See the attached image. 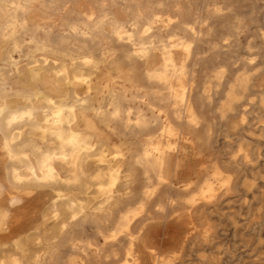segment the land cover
Listing matches in <instances>:
<instances>
[{"label": "clouds", "instance_id": "1", "mask_svg": "<svg viewBox=\"0 0 264 264\" xmlns=\"http://www.w3.org/2000/svg\"><path fill=\"white\" fill-rule=\"evenodd\" d=\"M151 23L148 22L149 30ZM205 26L207 21L200 25ZM187 27L199 35L195 26ZM146 35L147 31L141 32V36ZM233 40V36H228L222 43L227 49ZM174 43L187 45L191 53L193 42L175 35L168 38L167 46L161 41V47L168 51ZM145 46L152 47L151 43ZM243 47L245 55L232 65L237 71L227 85L225 105L229 106L222 105L216 112L220 120L226 121L230 115H235L239 106L242 114L238 122L245 126L249 123V116H256L255 128L237 140L229 139L230 147L222 158L212 155L206 147L211 144V133L207 134V139L201 135L205 121L194 106L192 78L195 73L190 78L185 60L176 65L174 72H169L171 79L182 82L177 87L185 98L181 102L171 94V106L167 112L163 111V120L161 111L155 110L154 115H147L131 108L123 113L119 108L111 112L88 109L91 119H98L109 131L115 132L110 127L111 122L122 120L126 131L142 137L137 150L123 151L121 160H113L108 153L94 157L96 144L93 137L78 132L81 138L79 151L85 157L83 163L95 159L108 171L88 173L78 169L67 178L56 172L51 179H43L46 171L42 162L49 154L36 148L37 166H30L31 173L21 169L28 177L27 182L17 183L11 173L7 186L0 184V199L7 198L0 205V264H48L50 245L55 244L71 225L90 219L103 225L96 229V236L102 238V242L97 239L72 240L70 247L87 255V249L96 245L93 256L107 251L105 260L108 264H223V245L219 243L221 221L227 218L231 222L235 230L233 240L236 247H240L243 242L236 233L243 227L241 222L246 220L245 209L264 208V168L258 167L264 161V155H254L248 139L264 141V116L250 111L257 102V97L250 95L255 78L264 73V64H258L264 54V28L256 36L249 37ZM229 71L227 66H218L210 83L219 88ZM200 95L208 104L212 103L209 85L204 86ZM77 99L81 106L89 104L87 99ZM259 100L260 108L264 110V95ZM157 125L158 130L153 133L151 130ZM168 127L176 132L173 140L161 136V130ZM149 142H160L159 150L152 151ZM56 162L72 167L70 155L56 157ZM114 168L117 171L109 177V170ZM101 180L105 185L111 182L110 193L98 190ZM25 184L29 185L27 189L23 187ZM73 190L75 195H62ZM42 192H50L51 198L41 220L47 216L48 224L57 228L58 235L48 239L42 226L11 237L17 211L24 209L29 199ZM230 197L232 199H227ZM225 206L226 210L218 214V210ZM177 233L181 237L179 241ZM258 246L264 248V237L260 238ZM252 259L254 264H264V251L253 255Z\"/></svg>", "mask_w": 264, "mask_h": 264}, {"label": "bare ground", "instance_id": "2", "mask_svg": "<svg viewBox=\"0 0 264 264\" xmlns=\"http://www.w3.org/2000/svg\"><path fill=\"white\" fill-rule=\"evenodd\" d=\"M78 1L79 0H0V8L3 7L8 13V21L0 25V33L5 41H9L10 39L14 38L17 35V33L21 31H24V32L29 31L31 32V35L34 36V34H37L38 32H52L57 29H62L63 32H65L64 33L65 35L67 36L69 34L74 35L76 38L71 41V46L75 47V49L79 52V55H76L75 57L74 56L70 57V60L72 62V65L77 64V66H80L81 69L88 70L87 74H85L83 70H81L78 74H75L74 79L76 80V82H82L85 84L89 83L90 79L93 78L95 74L100 71L101 68H106L107 70L113 73L114 79L128 80V84L131 85L128 88L123 87V90H124L123 94L116 93L115 91L112 92L110 96V101H109V106L111 105L112 107L111 111L115 110L116 108H119L121 112L123 113V112H126L129 108H131L134 111L142 110L147 115H154L155 113L153 110H155V112L161 111V115H162L161 120H163V114H164L163 111L167 112L170 109L171 94L175 96L177 99L181 100V102H183L185 98V94L177 87V85L182 82L174 81L173 79H171L169 76V72L170 71L174 72L176 65H179L180 63L187 60L186 67L189 69L190 78H191V74L194 73V70L190 71V66H189V61H190V57H191L193 50H191V53H190L187 48V45H180V44L174 43L168 51H164V48L161 47V41H164L165 46H167L168 38L170 36L175 35V36H179L181 39H185L187 41L193 42V47H194L196 40L187 39L186 35H189L194 38L195 36L197 37L201 35H196L193 32L189 31L187 26H195L196 32L199 34H203V33L209 34L214 29L210 21H213L216 18L215 20H219V22H221L222 27L228 31V34L222 39V42L226 37L233 36L234 37L233 43L231 47H229L230 49L229 48L224 49L225 46L223 45V43H221L223 50L219 51L216 48H213L212 50H207L206 54L208 53L210 54V56H202L201 54L205 53L204 51H199L198 53H195L197 55H195L196 63H194V66L196 67L198 63L204 61L205 59L209 60V62H213L219 58V55L222 52L225 55L229 54L230 57H228L227 60L231 62V64H234L232 61L239 60V58H237V56L236 57L233 56L234 51H232L231 48L239 44V40H238L239 38L238 36H240L239 34L248 32L250 30V26L244 22V18H242L244 16L241 13H239V15L241 14L242 17L238 16V13H235V11H233L231 6L229 5L225 7V9L227 8L228 10V12L226 13L225 12L226 10H224L222 6H220L217 2H215V0H210V2H208L207 0L204 5H201L202 3L200 5H197L196 9L195 10L193 9L194 12L191 9H188V7L186 8L181 0H83L84 2H86L85 3L86 5L83 6L80 11H78V9L73 8V5L77 3ZM36 4H39L40 7L44 9L45 11L43 15L44 18L41 20V22L34 24L32 27H29L26 21V15L35 9ZM201 10L205 11L204 16L199 15V12ZM59 11H64L66 15H69V16L75 15V18L67 17L64 20H62L60 23L55 22V18H56L55 14H57ZM228 14L234 15L236 19V20L234 19L235 22L228 19ZM233 15H231V18L233 17ZM188 18H190L191 21H189ZM101 20H103V23L100 22ZM149 21H152L150 30H149V24H148ZM205 21H207V26H205L203 29L202 27H200V25H203ZM133 25H135V27H133ZM142 31H147V35L141 36ZM33 41L36 47H39L42 49V51L47 52V48L45 44L39 43V41L36 39ZM61 42L63 46H67L70 40L62 39ZM197 42L200 43L201 42L200 39H197ZM149 43H151L152 45L151 49L145 46V45H148ZM219 44L220 43L213 41V40L210 43L212 47H218ZM14 47L18 48L17 45H15ZM49 49L50 48H48V50ZM6 52L7 51H5V53ZM69 52L72 53L71 51ZM55 53H58V52H55ZM157 54H159V57H160V64L153 66L152 63L154 62ZM12 63H15V62H12ZM35 63H38V62L35 61ZM125 63L127 64L126 67H125ZM258 64H264V54H262V59L258 61ZM213 68L214 67H212V69ZM216 68H214L211 71V74L205 75L206 80H204L205 82L200 85L199 89L196 88L197 86L195 87L196 90H194L195 93L193 94L194 101H195L194 106L198 109L199 114L205 113L204 105L213 106L216 100H218L217 101L218 103L217 105H215V109L220 108L222 105H225L227 85L229 82L232 81L235 75H233L231 78H226L224 84L221 85L219 88H217L215 86V83H210V77ZM61 74H64L65 77H68L66 67L62 69ZM263 75L264 73H261V75L255 78L253 90L250 92L251 96L257 97V102L256 104L252 106L250 111L253 113H259L261 116H264V110L260 108V100H259V97L261 95H264ZM139 79H144L149 84H151V87L142 88L140 87V85L138 86ZM193 83H194V79H193ZM195 84H198V83L196 82ZM158 85H160V87ZM205 85H209V93L212 97L211 104H208L206 100L200 95ZM87 89L90 90L91 88L88 87ZM142 90L144 91L143 93H142ZM20 93H24V92H20ZM126 94H128L129 96H126ZM75 98L77 99V97ZM141 100H145V102L141 103ZM47 101L49 102V104L53 105L56 102V99H55V102H53L52 100H47ZM246 102L247 101H245V103ZM122 103L128 104V108L125 109L124 111H122V105H123ZM228 106L229 105H225V108H227ZM82 107L89 108L88 105H84ZM3 109L4 108H0V111H2ZM34 109L35 108H33V110ZM10 110L8 111V113H10ZM28 110L31 111L30 108ZM44 110H46L44 111V113L46 112L47 114L48 113L47 109H44ZM11 111H14V110H11ZM25 111L27 112V110ZM63 111H65V109H63ZM63 111L61 108L58 109L57 113L54 110V113H56L54 117H52L54 119L52 120V122H50L49 120H46L43 131L42 130L41 131L45 132L47 129L49 130L51 129V133H53L52 132L53 130H58L59 135L58 134L57 135H58V140L61 145H67V146L74 147V144H76L79 147L81 143V138L78 134H75L72 129H67V132L63 135V131H62V124L64 120ZM74 111L75 110L73 108L70 109L71 115L69 116H71V120H69L70 119L69 116H68L69 118L66 116L68 119V121L66 122L67 125L73 122L74 116L76 115ZM66 113H69V112H66ZM13 114H15V111L13 112ZM31 114L32 113L30 114L28 113L29 117L31 116ZM241 114L242 113H241L240 107L237 106V111L235 115H230L228 120L239 117ZM208 117L209 115H207V118ZM249 117L252 122L253 128H255V125L253 122L256 120V116H249ZM9 118H12V117L9 116ZM0 119L2 121V118ZM15 119L16 118H12V121ZM210 120H212V118ZM204 121H205V137L207 138L208 133H211V137H212L213 130L211 129V124L209 121L205 119ZM113 122L114 123L118 122L121 125L118 127V129H123L124 131H126L122 120L113 121ZM43 124L44 122L41 124L42 127H43ZM249 126L250 125H246L245 127H243V131H245L246 133L248 131H251L250 130L251 127ZM158 127L159 126L157 125V127L154 129L158 130ZM2 128H3V125H2ZM113 128L115 129V131L118 130L117 127H113ZM154 129L151 130L153 133H154ZM256 130H257L256 133L258 134L259 129L257 128ZM130 135L136 136L132 133H130ZM161 136L166 137L168 140H173L176 137V132L174 128L168 127L166 129L161 130ZM54 138H55V135H54ZM232 138H233L232 136H229L226 133H224V141L226 143H228L229 139L232 140ZM218 139H219V135H218ZM258 141L264 142L261 140H258ZM99 145L100 144H98V146ZM148 146L152 151H158L160 148V142H157L155 144L149 142ZM38 148H41V147H38ZM67 148L69 150L71 149L70 147H67ZM135 150L136 149H133V150L131 149L130 151H135ZM260 150L261 149H259V147H256L252 150V152L254 155H264V153L261 152L262 150L261 151ZM60 151L61 150L59 149L58 152ZM103 153H108L110 156H112L113 160H121L123 158V151L120 146H115L113 152L111 153L104 150V148L103 149L98 148L97 156H100ZM81 154L82 153H79L78 150L74 151L73 149L71 150L70 153L61 155V156L70 155L72 157V167H70V175L73 172L77 171L78 169L85 170L82 167L79 168L78 166H74L77 163V160ZM50 155L44 160L43 165H42L43 169L46 171V175L42 177L43 179H51L54 176V174L57 172L56 168L53 166V163H54V160H56V157L58 154L51 155V156ZM81 157H82V163H83V160L85 157L83 154ZM31 165H28V167ZM259 166L264 168V161H261L258 167ZM28 167H27V170H28ZM98 170L108 171L107 168H104V169L98 168ZM114 171H117V169L114 168V169L109 170V177H111L112 172ZM21 181L23 180L21 179ZM59 187L64 188L63 185H60ZM99 189H103L104 192L110 193L112 191L111 182L105 185L103 184V181L101 180L100 183L98 184V190ZM65 191H68V189H65ZM62 195L69 196V197L71 196L69 195V192H63ZM245 212H246V220L241 222L243 224V227L239 229V231L245 232V233H242V235L249 236L250 233L254 231H264V221L257 222L255 220V217H253V207L246 208ZM229 214L231 215V213ZM236 219L239 220V217H237ZM227 221H228L227 218H224L221 221V227L223 226V223L225 222L227 223ZM48 222H49L48 217L44 216V223H48ZM228 225H230L232 230L235 231L230 221H228ZM98 227H103V225L93 222L91 219L87 222H77L71 225L69 230L63 236H60L59 240L55 244L50 245L48 249V252H49L48 264H65V259L67 258L68 255L69 257H68L67 264H108V262L105 260L107 251H105L104 253H96V255L93 256V253L95 252V249H96V245H93L90 249H87L88 254L85 255L84 251L78 250L76 248L72 249L69 244V242L72 240L97 239L98 242H102V238H99L98 236H96V229ZM44 231L47 233V238L50 240L54 239L58 235L57 228L54 227L53 225L47 229H44ZM223 232L224 230L221 228V235ZM221 235L219 237V243L223 245V248H222V252L224 253L223 264H241L239 263V261L241 258H243V256L252 258L253 255H259L262 251H264V248H261L258 246V242L254 244H248L247 242H243L240 247H235V248L225 247V245L222 244ZM180 238H181L180 234L177 233V241H179ZM110 247L111 246H109V248ZM128 255L131 256L132 253L129 252Z\"/></svg>", "mask_w": 264, "mask_h": 264}, {"label": "crops", "instance_id": "3", "mask_svg": "<svg viewBox=\"0 0 264 264\" xmlns=\"http://www.w3.org/2000/svg\"><path fill=\"white\" fill-rule=\"evenodd\" d=\"M85 3L86 2H84L83 0H79L77 3L73 5V8L78 9V11H80L82 7L86 5ZM44 12H45L44 9H42L39 4H36L35 9L26 15V21H27L28 26L32 27L34 24L41 22V20L44 18L43 17ZM55 17H56L55 22L60 23L62 20H64L67 17L75 18V15L69 16V15H66L64 11H59L57 14H55ZM7 21H8V13L3 7H1L0 8V25L4 24ZM64 33L65 32H63L62 29H57L52 32H38L37 34H34V36H32L31 32L29 31H25V32L21 31V32H18L17 35L14 38L10 39L9 41H5L0 33V61H1L0 62V73H1L0 74V108H4L2 110L3 112L0 111V118H2V121L0 119V184L7 186V183L11 177V173H13L17 183L19 184L26 183L27 182L26 180L28 179V177L27 175L22 174L21 169H23L24 172L31 173V170H30L31 167L37 166L36 162H37L38 156L35 153V149L38 147H41V149L45 153L49 152V155L58 154L57 157L63 154L70 153L71 150L73 149L74 151L76 150L79 151L80 146L78 147L76 144H74V147L67 146V145H61L58 140V135H59L58 130H53L52 132L54 134L51 133V129L50 130L47 129L45 132H42L46 120H49L50 122H52V120L54 119L52 117H54V115L57 113L59 108H61L62 111L63 109H65V111H63L64 120L62 124L63 135L67 132V129H72L73 132L78 135L79 133L90 134L93 137L94 143L96 144L95 153L92 154L94 157H96L98 154V148L100 149L104 148V150L111 153L113 152L115 146H120L122 151H130L131 149L137 150L141 145L142 137L138 138L137 136H131L130 132L124 131L123 129H118V127L121 126L118 122L110 123V127L112 128L117 127L118 129L117 131L112 132V131H109L108 127H105V125L102 124L98 119L97 120L91 119V114L88 111V109L97 107L98 109L101 108L102 110L111 111L112 107H109V101H110V96L112 92L115 91L116 93L123 94L124 93L123 87L128 88L131 85L128 84V80L114 79L113 73L107 70L106 68H101L100 71L96 73L93 78L90 79L89 83L85 84L82 82H76V80L74 79L75 74H78L81 70H83L81 69L80 66H77V64L72 65V62L70 60V57L72 56L75 57L76 55H79V52L75 49V47L71 46V41L74 40L76 37L72 34H69L67 36ZM35 39L38 40L39 43H43L46 45L47 52L42 51V49L39 47H36L33 41ZM62 39L70 40L67 46L62 45V42H61ZM15 45H17L18 48H15L14 47ZM48 48L50 49L48 50ZM52 50L53 51L56 50L55 52H58V53H55ZM5 51L7 52L5 53ZM69 51H71L73 55ZM35 61H37L38 63H35ZM12 62H15V63H12ZM158 64H160L159 54L156 55V58L154 62L152 63V65L156 66ZM126 66L127 64L125 63V67ZM64 67H66L67 69L68 77H65L64 74H61V71ZM83 72L87 74L88 70L84 69ZM32 74H34L35 76ZM139 85L142 88L151 87V84H149L144 79L138 80V86ZM158 86L160 87V85ZM88 87H90L91 89L88 90L87 89ZM20 92H24V93H20ZM86 92L88 93L87 96H85ZM143 92L144 91L142 90V93ZM74 96L77 98L79 97L80 99H87L89 101V104H88L89 108H85V107L83 108L79 104L78 99H76ZM126 96H129V95L126 94ZM55 99H56V102H55ZM47 100H52L53 102H55L54 103L55 105L49 104ZM17 107L19 110L17 109ZM32 107L35 108L34 109L35 111L33 110ZM29 108L31 111L28 110ZM71 108L75 110L74 113L76 115L74 114L75 116H74L73 122L67 125L66 124V122L68 121L67 117L71 115V112H70ZM127 108H128V104L122 105V111H124ZM8 109L14 110L15 114H13L14 111L10 110V113H11L10 115V113H8L9 111ZM38 109L40 110L43 109V110L40 111ZM44 109H47V112H48L47 114L46 112L44 113V111H46ZM25 110H27V112ZM54 110L56 113H54ZM66 112H69V113H66ZM204 112L206 113L205 110ZM28 113L29 114L32 113L30 117ZM205 113L200 114V115H202L201 117L207 121H209V119L211 118L220 119L218 113H217L218 115H215V116L210 115L208 117L209 119L207 118V116H205ZM9 116L12 118H16V119L12 121V118H9ZM69 117H70L69 120H71V116ZM239 117H236L234 119H229L226 122L221 120L223 134L226 133L227 135L232 136L233 140H237L246 135V132L243 131V127H245L246 125L243 126L242 124L238 122ZM42 121L44 122L43 127L41 125L43 123ZM209 122L211 124V129L213 130L214 128V126H212L213 122L211 121ZM2 125H3V128H2ZM248 125H250L249 127H251L250 130L252 131L254 128L252 126L251 120H249ZM84 126L88 129H86ZM238 127L240 128L238 129V131H236L235 129ZM155 131L156 129H154V132ZM255 131L257 130L255 129ZM54 135H55V138H54ZM201 135L205 136V127L202 130ZM248 139L251 143L254 138L252 139L251 137H248ZM185 142H187V140H185ZM98 144L100 145L98 146ZM66 146L70 148L72 147V148L69 150ZM189 146L191 147V145ZM254 148H256V146L252 145L251 150H253ZM59 149L61 150L60 152H58ZM79 153L81 152L79 151ZM81 156L82 154L79 156L77 163L74 166H78L79 168L82 167L88 173H94L98 170V168L104 169V167L100 166L95 159H93L92 162L88 164L82 163ZM25 157H27L28 160H25ZM43 162H42V165H43ZM28 165H31V167L30 166L28 167ZM26 166L28 167V170ZM53 166L56 168L57 172L60 173L62 178L70 176V167H67L64 164L58 163L56 162V160H54ZM21 179L23 181H21ZM23 187L27 189L29 185L25 184ZM75 194L76 193L73 190V195ZM69 195H70V192H69ZM45 198L47 202L42 207L35 206V203L38 200H41V199L43 200ZM50 198H51L50 192H42V193H38L35 197H32L31 199H29L24 209L17 211L14 222H13L14 223L13 230L10 236L14 237L18 234L29 232L31 231L33 227L43 226L44 229H47L50 226H52L51 224H48L49 222L44 223V216L41 220L42 213L46 205L48 204V201ZM6 199H7L6 197L4 199H1L0 205H3ZM219 211H223V210H218V212Z\"/></svg>", "mask_w": 264, "mask_h": 264}, {"label": "rangeland", "instance_id": "4", "mask_svg": "<svg viewBox=\"0 0 264 264\" xmlns=\"http://www.w3.org/2000/svg\"><path fill=\"white\" fill-rule=\"evenodd\" d=\"M181 1L186 8L188 7V9H191L194 12L197 5H200L201 3H202L201 5H204L207 0H202V1L201 0H188V1L187 0H181ZM208 2H210V0H208ZM215 2H217L220 6H222L224 8V10H226L225 11L226 13L228 12V10H227V8L225 9V7H227L228 5L231 6L233 11H235V13H238V16H241V17H242V15L244 16V17H242V18H244V22L250 26V30L248 32H244L243 35L239 34L240 35V36H238L239 37L238 38L239 44H237L231 48V50L234 51L233 56H235V57L237 56V58L240 59L241 56L245 55L243 45L246 43L247 39L249 37L256 36L258 34L259 29L264 28V0H215ZM211 3H212V1H211ZM239 13H241L242 15L241 14L239 15ZM199 15L204 16L205 11L201 10L199 12ZM231 15H233V14H228V19L235 22L236 19H235L234 15L232 18H231ZM215 19L213 21H210V23L212 24L214 29L209 34H206V33L205 34L204 33L199 34L201 36H197V37L195 36V38L191 37L189 35H186L187 39L196 40L194 47L192 49L193 51H192V54L190 57L189 66H190V71L194 70L195 76L193 79H194V84L196 82L198 83V84H195V87L197 86L196 87L197 89H199L200 85L205 82L204 81V80H206L205 75L211 74V71L218 66L223 65V66L229 67L230 72L226 78H231L233 75H235V73L237 71L235 68L232 67L233 64H231V62H229L227 60L228 57H230V55L229 54L225 55L223 52L220 53L219 58L213 62H209V60L205 59L204 61L198 63L196 65V67L194 66V63H196L195 55H197L195 53H198L199 51H204L205 53H202L201 54L202 56H210V54H208V53L206 54L207 50H212L213 48H216L219 51L223 50L222 49L223 47L221 44L222 39L228 34V31L222 27L221 22H219V20H215ZM188 20L191 21L190 18H188ZM202 28L204 29V27H202ZM197 39H200L201 42L200 43L197 42ZM212 40L220 43L219 46L218 47H212L210 45ZM206 45H207V47H206ZM224 49H226V48H224ZM235 61H237V60H235ZM235 61H232V62L235 64L236 63ZM205 62H206V64H205ZM212 67H214V68L212 69ZM263 79H264V75H263ZM194 90H196V89H194ZM217 101L218 100H216L214 102L213 106L204 105V110L205 111L207 110L206 111L207 115H209V116L210 115L211 116L218 115L216 112V109H215V105H217V103H218ZM206 113H205V116H207ZM209 121L213 122L214 128H213V134L211 137V144L206 145V147L208 148L209 151L211 150L210 151L211 154H213L214 156H216L218 158H222L223 155L225 154L226 150L230 147V145L228 143L224 142L222 122L220 119H217V118H214L212 120L209 119ZM218 135H219V139H218ZM252 145L259 147V149L262 150V151L261 150L260 151L262 153H264V142H260L257 139H253L251 142V146ZM70 195H73V191L70 192ZM229 199H232V198L230 197ZM46 202H47L46 199L38 200L35 203V206L36 207H42ZM232 207H236V205H232ZM220 210H226V206L222 207ZM245 211H246V209H245ZM253 217H255V220L257 222H261V221L263 222L264 221V219H263L264 218V208L253 207ZM221 228L224 230V232L221 235L222 244H224L225 247L235 248L236 242H234V240H233V232L234 231L232 230L231 226L228 225V221H227V223L226 222L223 223V226ZM242 233H245V232L239 231L238 233H236L239 241L247 242L248 244L257 243L261 237H264V231H254V232L250 233L249 236H247V235L243 236ZM239 263H241V264H254V261L252 258H249L247 256H243V258L240 259Z\"/></svg>", "mask_w": 264, "mask_h": 264}]
</instances>
